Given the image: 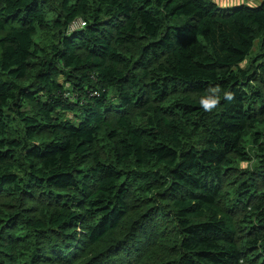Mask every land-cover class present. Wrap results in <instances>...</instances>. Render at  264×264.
Here are the masks:
<instances>
[{
  "label": "trees",
  "instance_id": "trees-1",
  "mask_svg": "<svg viewBox=\"0 0 264 264\" xmlns=\"http://www.w3.org/2000/svg\"><path fill=\"white\" fill-rule=\"evenodd\" d=\"M263 136L264 0H0V264H264Z\"/></svg>",
  "mask_w": 264,
  "mask_h": 264
},
{
  "label": "rangeland",
  "instance_id": "rangeland-1",
  "mask_svg": "<svg viewBox=\"0 0 264 264\" xmlns=\"http://www.w3.org/2000/svg\"><path fill=\"white\" fill-rule=\"evenodd\" d=\"M215 3H217L219 6H222V7H226V6H235L237 3L238 4H248V5H255L258 0H213ZM255 3V4H254ZM264 140V136L262 138ZM247 140H249L247 138ZM249 149L253 150L250 146V143L248 144L247 146ZM253 157H254V153L253 151H251ZM252 166L254 165V161L252 162L251 164ZM264 191V189H263Z\"/></svg>",
  "mask_w": 264,
  "mask_h": 264
},
{
  "label": "built area",
  "instance_id": "built-area-1",
  "mask_svg": "<svg viewBox=\"0 0 264 264\" xmlns=\"http://www.w3.org/2000/svg\"><path fill=\"white\" fill-rule=\"evenodd\" d=\"M83 25V24H82Z\"/></svg>",
  "mask_w": 264,
  "mask_h": 264
}]
</instances>
